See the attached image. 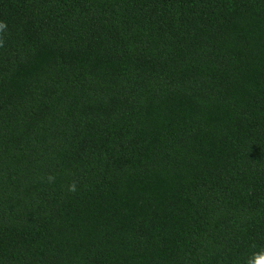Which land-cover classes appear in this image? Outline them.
<instances>
[{
  "label": "trees",
  "instance_id": "obj_1",
  "mask_svg": "<svg viewBox=\"0 0 264 264\" xmlns=\"http://www.w3.org/2000/svg\"><path fill=\"white\" fill-rule=\"evenodd\" d=\"M0 24V264L264 250V0H0Z\"/></svg>",
  "mask_w": 264,
  "mask_h": 264
},
{
  "label": "clouds",
  "instance_id": "obj_2",
  "mask_svg": "<svg viewBox=\"0 0 264 264\" xmlns=\"http://www.w3.org/2000/svg\"><path fill=\"white\" fill-rule=\"evenodd\" d=\"M0 27H3V25L0 24ZM0 44H2V41H0ZM69 190L75 191V184L71 185ZM248 264H264V250L254 253L253 256L249 258Z\"/></svg>",
  "mask_w": 264,
  "mask_h": 264
}]
</instances>
